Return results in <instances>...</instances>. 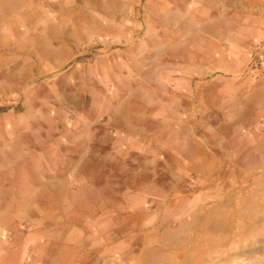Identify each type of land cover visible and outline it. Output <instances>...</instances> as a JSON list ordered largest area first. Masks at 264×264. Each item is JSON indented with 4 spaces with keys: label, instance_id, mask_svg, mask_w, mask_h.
Segmentation results:
<instances>
[{
    "label": "rangeland",
    "instance_id": "374dc122",
    "mask_svg": "<svg viewBox=\"0 0 264 264\" xmlns=\"http://www.w3.org/2000/svg\"><path fill=\"white\" fill-rule=\"evenodd\" d=\"M22 4L0 264H264V0Z\"/></svg>",
    "mask_w": 264,
    "mask_h": 264
},
{
    "label": "crops",
    "instance_id": "0c3cea01",
    "mask_svg": "<svg viewBox=\"0 0 264 264\" xmlns=\"http://www.w3.org/2000/svg\"><path fill=\"white\" fill-rule=\"evenodd\" d=\"M14 2H17V3H14ZM222 2H224V4L222 5L223 8L227 9L229 7V5L226 4L228 0H207L208 5H210L211 7H216L218 6V4L221 5ZM22 3H23V0H0V24H5L6 20L9 22L8 20L9 18H11L10 24H13V23L22 24L24 22V12H20V9L22 8V6H24V4ZM6 9H8V13H6ZM221 14H222L221 16H219L218 18H215V22L213 23L216 27L208 26L209 28V31L207 30L208 32H210V30H217V26H220L222 24V21L225 20L224 18L225 14L224 13H221ZM225 22L226 21H224L223 23ZM202 30H203V27L197 26V28L194 29L195 33L193 32L194 33L193 35L194 36L198 35L199 32H201ZM161 47H163V45ZM162 49L158 48L156 50V53L159 54L160 51L162 52ZM137 65H140V64L137 63Z\"/></svg>",
    "mask_w": 264,
    "mask_h": 264
}]
</instances>
